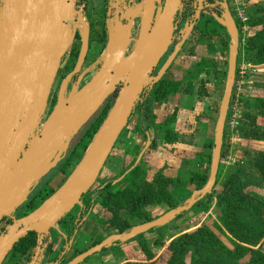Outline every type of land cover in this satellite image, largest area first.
I'll return each mask as SVG.
<instances>
[{
  "label": "water",
  "instance_id": "1",
  "mask_svg": "<svg viewBox=\"0 0 264 264\" xmlns=\"http://www.w3.org/2000/svg\"><path fill=\"white\" fill-rule=\"evenodd\" d=\"M184 1L144 0L138 35L131 48L135 20L125 6L122 20L127 23L118 20L109 33L100 68L81 89H73L68 98L59 97L54 113L44 123L54 81L69 50L67 40L71 37L73 44L78 29L77 0H0V223L4 218L12 220L0 234V264L29 233L37 234L39 245L46 237L51 242V231L75 207L83 206V197L98 181L142 94L166 75L202 18L205 0H195L194 15L181 29L180 41L164 61L176 39ZM215 18L226 29L230 46L227 81L203 196L212 193L217 183L240 49L238 25L228 6L222 18ZM82 26L83 48L72 75L82 71L88 52V27ZM115 93L118 96L106 119L65 182L36 209L19 216V209L29 202L40 182L65 159L73 139ZM198 194L195 191L185 206L127 233L112 235L67 264H82L117 241L128 242L168 225L193 207ZM41 252L38 247L30 264L40 263Z\"/></svg>",
  "mask_w": 264,
  "mask_h": 264
},
{
  "label": "rangeland",
  "instance_id": "2",
  "mask_svg": "<svg viewBox=\"0 0 264 264\" xmlns=\"http://www.w3.org/2000/svg\"><path fill=\"white\" fill-rule=\"evenodd\" d=\"M133 1L134 2L128 5V8L131 9L132 15L135 20L134 24L136 26V29L138 30L143 15L144 0ZM88 2L89 7L86 15V25H89L88 52L83 69L77 75H72V72L74 71L78 63L79 56L83 48L81 34L79 36L81 41L80 39L76 40L75 34L73 44L71 42L72 46L71 44L68 46L67 49L69 50L67 51L62 61V65L54 81L49 97V102L43 118L44 123L47 122L54 113L55 108L58 105L59 97L68 98L69 96H71L73 89H81L87 82H89V80L100 68L101 59L103 58L107 46V39L105 40V42L98 41L96 34L97 32L101 31L102 28L104 29L103 24L105 26V12L106 7H108L107 0H88ZM243 3L247 7L246 11L248 13V21L246 23V26L248 27V30L251 28L255 29L256 27L261 28V26L254 25L252 18L256 15H260V12H258V10L264 6V0H243ZM217 14V12L207 10L205 15L208 17H212L214 21L212 20L210 22H206V17L202 18L199 23V30L197 31V34H195V36H192L191 40L188 41L185 45V51L193 50L196 55H193L192 59L184 64L186 70V78H189L191 74H193L192 77L195 78V90L194 94L188 96L183 95L182 101L178 105V107H181L182 109H179V116H177L178 118L175 127V130H177L180 135L178 141L175 144L171 145L172 148L170 150H165L163 148V150L161 151V156L165 154V157L168 158V155L171 157V160H168L167 162H165L166 164L162 166L165 171H167L166 174L170 175L169 177L171 178L175 177L179 178L180 180L186 181L185 191L178 195V206H185L187 204V201L191 200L194 192L197 191L195 189V185L191 184L188 181L191 172L197 169V155H208L209 153H211L212 158L213 148L209 149L207 145L212 143L214 147L215 127L227 81L230 46L229 41L228 47H224V42L226 40L225 32L227 33V31L216 20L214 15ZM184 16L185 15L183 13V17ZM190 17L191 15H188L187 17L185 16L183 18L181 27L185 25L187 19H189ZM214 22L218 23L220 26L216 25ZM238 23L243 28V24H241L240 22ZM199 32H201V34ZM244 36L246 37V33ZM204 58H207L206 60L209 63L216 65L210 66L208 68L210 73L200 74L196 72V64ZM174 66L175 63L171 68H173ZM171 70L172 69H170V71ZM177 70H179V68L175 66L174 71ZM69 76H71V78L66 83V88L64 89L63 85L69 78ZM258 98V105H261L260 107H262L264 98L260 96H258ZM115 99V97H112L109 100V102L111 103V108L115 102ZM103 106L101 109H103ZM247 111L257 114L258 117L263 115L260 113L262 109L252 105L249 106V110ZM134 115L135 116L129 122L128 127L123 131L119 140L117 141L116 146L108 161L106 162L98 181L90 190L91 193H95L102 181L105 180H114V184H118V188H123L126 185L124 183H121L123 178L121 176L119 177V175L121 171L127 167V165L124 164V157L126 153L125 133L127 129L129 131V127L132 128L135 125H138L137 114L135 113ZM96 116H98V114H96ZM163 119H161V121ZM259 126L264 127L262 125ZM85 127L71 142L70 149L67 152L66 157L69 154L70 150L79 141ZM157 135H161L162 137V139H158L159 141L163 140V133L161 131H158ZM143 140L144 139H142V141ZM151 140L149 141V143L152 144ZM158 140L157 144H159ZM227 146L228 154L221 160L222 164L220 165L219 170L220 179L215 186L214 192L216 193V195L221 193L224 189L225 181H227L228 177L236 169H238V165L244 164L245 166L243 168H245L247 173H249V178H247V182H245L246 185L244 193L250 198L256 199L257 201L264 204V178H262V175L255 167L249 165L251 164L250 161L258 158L259 152H264V138L263 140H249L247 138H240L238 136L236 142L231 145L227 141ZM148 158L146 157L145 159L146 163H148V166L150 167L147 169V171L149 179H151L155 171H157L161 167H158L160 166L158 164L152 166L155 159L151 156V153L148 155ZM164 159L161 161V165ZM149 160L153 163L151 166L149 165ZM154 162H156V160ZM76 163V161H73L69 169L62 173L60 169L63 162H61L55 170H53L47 177H45L41 181L34 194H36L38 190H41L46 186L53 188L56 191L74 170L75 166L77 165ZM216 195L213 197L214 199H211L210 201L207 198H203L201 200L203 201V204L201 205H197V202L194 203L193 207L190 210L184 212L181 216L170 222L168 225L159 229L151 230L147 233L137 236L136 238L128 242H116L115 244H113V246L108 247L105 252H101L87 258L82 264H125L127 262L143 264H168L170 257V251L168 247L171 242L181 235L194 233L202 227L210 228L211 231L216 235L218 242L221 245L227 247L230 251L234 252L235 249L232 241L234 240V242H237V239H234L224 226L222 218L225 203L217 204L215 200ZM47 198H45L44 200H46ZM177 207L169 208L166 205L155 204L149 207V210L152 213L153 220H155L167 214L171 210L176 209ZM79 208V206L75 207L70 214L79 216L81 212ZM232 208L237 210L238 207L232 206ZM239 214L242 220L253 224L256 229H264V223L262 222V220H260L259 215L257 213L255 214L254 210L247 209L246 205H244V208L240 210ZM110 218L111 214L101 210V207H99V205L94 207L90 215L91 220L84 222V224L79 227L80 236L73 237L70 235L71 238H69V240L73 242L69 251L70 256H77L81 254V252H85L92 247H96L98 244L105 241L110 236L120 234L116 229L110 227ZM125 219H129V217H126ZM85 223L88 225H86ZM138 225H140V223H135L134 226L128 229L125 233L131 231ZM160 234L163 235L166 242L163 248L156 250L154 249L153 243ZM54 236V240L58 241L57 235L55 234ZM70 241L68 242V245ZM142 241H147L151 249L154 251V256L152 259L146 258L143 254L139 246V242ZM260 245V250L264 253V238L261 240ZM249 248L252 251L253 249H258L259 247L249 246L248 249ZM230 256L234 264H248L252 259L251 252H247L244 255L239 252H235V254ZM194 258V250H192L185 256V264H193Z\"/></svg>",
  "mask_w": 264,
  "mask_h": 264
},
{
  "label": "trees",
  "instance_id": "3",
  "mask_svg": "<svg viewBox=\"0 0 264 264\" xmlns=\"http://www.w3.org/2000/svg\"><path fill=\"white\" fill-rule=\"evenodd\" d=\"M194 2L195 0H185V3L192 5ZM214 2L215 0H205V5L207 7L209 6V8L219 14L220 12L218 10V6ZM194 12L195 10L191 7L190 10L185 13V16H192L194 15ZM258 12H260V15L253 17L252 21L255 26H261V29L253 36L248 37V41L245 46L241 45L243 38L242 27L237 22L240 34V49L237 64L243 60L254 65L264 62V6L261 7ZM204 17H206V22H210L212 20L214 21L212 17L202 14V18ZM199 23L200 21L193 30L191 37L197 34V31L199 30ZM214 23L219 25L216 22ZM199 33L201 34V32ZM225 34L226 40L224 42V47L227 48L229 45V36L226 32ZM96 35L98 41L105 42V29L102 28V30L97 32ZM206 59L204 58L197 62L196 72L200 74L210 73L208 68L213 65L215 66L216 64H211ZM192 76L193 74H191L189 78H184L182 81H176L170 78L169 73H167L159 82L152 84L151 87L144 91L142 94V100L138 103L134 112V114L136 113L138 117L139 130L142 138L144 139L143 142L148 139V135L151 131H161L163 133V140L166 144L171 145L178 141L180 135L173 126L177 120L178 112L181 107H177L172 114L166 116V118L159 123L156 122L157 118L154 115V108L167 103L172 96L177 94H181V96L194 94L196 82L195 78ZM117 96V93L111 96L106 101L103 109L98 112V116L94 117L85 127L79 141L70 150L66 159H64L60 169L62 173L69 169L73 161H76V164H78L83 158L89 144H91L98 132L99 126H101L104 122L111 109V103L109 100L112 97L117 98ZM258 104L259 101L255 100L253 106L262 109L260 113L264 116V103L262 104V107ZM247 110V102H245L243 116L236 126L235 133L240 138L263 140L264 127L257 124L258 115L250 113V111ZM134 114L132 118L135 116ZM207 147L212 149L213 144H208ZM136 148L139 151L141 150L142 145ZM156 149L157 142L153 141L148 151L152 152ZM227 154V133L225 131L221 160L225 158ZM143 158L135 166L134 161L131 165L121 171L119 175V177L121 176L123 178L121 183L126 184L123 188H118V184H114V180H105L102 181L95 193H91L89 191L82 199L83 206L79 208L82 212V214H80V218H82L85 213L89 214L94 206L99 205L103 211L111 214V218L109 219L110 227L116 229L118 233H124L128 229L132 228L135 223L143 224L153 221V216L149 207L155 204L166 205L169 208L177 207L179 205L178 195L185 191L186 181L180 180L179 178L167 177L161 170L156 172L151 179H148L147 165ZM250 162L251 164L249 165L255 167L262 175V178H264V152H259L258 158ZM210 165L211 153L208 155L198 154L196 159L197 169L191 172L188 179L191 184L195 185V189L199 192L196 197L197 205L203 204V201H201L203 198H207L210 201L211 199L213 200V197L216 195L214 190L208 195H202V190L209 178ZM132 166L134 167L132 168ZM244 166V164L238 165V169H236L228 177L227 181H225L223 191L217 194L215 198L217 204L225 203L222 219L224 226L230 235L234 239H237V242H234V240L232 241L235 251H230L227 247L221 245L218 242L216 235L210 228L202 227L194 233L181 235L171 242L168 247L170 251L168 264H185V256L192 250H194L195 255L193 264H234L230 255L235 254V252H239L243 255L247 252H251L252 259L248 264H264V253L260 250V242L264 238V229H256L253 224L242 220L239 214L240 210H242L244 205H246V208L254 210L255 214L257 213L260 220L264 223V204L256 199L250 198L244 193L246 185L245 182H247V178H249V173H247L245 168H243ZM219 179L220 173L218 172L217 183L219 182ZM54 192L55 189L47 186L38 190L36 194L29 199V202L19 209V216H23L36 209L45 198L52 195ZM232 206H237V210L233 209ZM126 217H129V219H125ZM75 219L76 216L68 214L60 222L63 229L68 232V236H72L76 230L77 224L74 222ZM165 242L166 241L164 240L163 235H158L157 239L153 243L154 249L159 250L163 248ZM44 244H46L45 251H48L49 256H51L52 244L49 241V237L45 238ZM39 246L37 234L29 233L26 237L20 239L14 246L13 250L7 257L6 263L23 264L30 257L33 250ZM139 246L146 258H153L154 251L151 249L147 241L139 242ZM249 246H258L259 248L251 251L250 248L248 249ZM105 251L106 249H103L102 252ZM74 257L76 256H70V253L66 252L64 256L55 260L54 258H51L52 261L49 263L67 264ZM125 264L143 263L127 262Z\"/></svg>",
  "mask_w": 264,
  "mask_h": 264
},
{
  "label": "crops",
  "instance_id": "4",
  "mask_svg": "<svg viewBox=\"0 0 264 264\" xmlns=\"http://www.w3.org/2000/svg\"><path fill=\"white\" fill-rule=\"evenodd\" d=\"M260 29H261L260 27H256L255 29H252V28L249 29L248 33H246V37L248 38V37L253 36ZM229 41H230V38H229ZM184 48L182 49L180 55H184V54H187V53H189L192 56L195 55V52L193 50L192 51H185ZM249 65H251L250 75H249L250 76V91L248 93L247 100L245 101V102H247V109L248 110H249V106L250 105L253 106L254 105V101L259 99L258 96L264 98V62L260 63V64H256V65H254V64H249ZM175 66H177L179 68V70L174 71ZM175 66L173 68H171L172 70L169 72V77L174 79V80H176V81L184 80V78H186V70H185L184 65L183 64H179V61L177 62V60H176ZM179 95H180V97H179ZM182 98L183 97L181 96V94H177L175 96H172L167 103H164V104L159 105L156 108H154V115L157 118L156 122L157 123L162 122L164 120L163 118H166V116L172 114L175 111V109L178 107L179 103L182 101ZM161 119H163V120L161 121ZM176 123L177 122H175V124L173 126L174 129L176 127ZM257 124L264 126V117L263 116L257 117ZM157 132L158 131H151L149 133V135H148V139L145 142H143L142 141L143 138H142L141 132L139 130V124L135 125L132 128L129 127V131L127 129V131L125 133V140H126L125 149H126V153H125V157H124V164L129 166L135 161L134 165H136V162L139 159L141 160L143 158V156L145 158L146 157L148 158V155L151 153V156L156 160V162H154L155 161L154 160L153 161L154 164H153L152 161L149 160V165L150 166L152 164H153L152 166H155L156 164L160 165L158 167H161V168H159L157 171H155V173L161 170L165 176L169 177L170 175L166 174L167 171H165V169L162 166L164 164H166L165 162H167L168 160H171V157L168 155V158H167V157L164 156L165 154H163L161 156V151L163 150V148L165 150L166 149L170 150L172 148L171 145H173V144H171V145L170 144H166L164 142V140L159 141L158 139L159 138L162 139V137H161V135H157ZM150 140H151V142H153V141L157 142V140L159 141V144H157V149L153 150L152 152L148 151L149 147H150V144H151V143H149ZM140 145H142V148H141V150L138 151L136 147H138ZM145 158H143V160L146 163V159ZM164 158H167V159H164ZM163 159H164V161H163V163L161 165V161ZM146 165H147V169L150 168L148 166V163H146ZM155 173L153 174V176L155 175ZM147 176H148V179H149L148 171H147ZM172 178H175V177H172ZM96 206H98V205H96ZM96 206H94V207H96ZM101 210H102V208H101ZM86 225H88V224H86ZM79 231H80V229L79 230H75V232H74V234L72 236L73 237L80 236L79 235ZM55 234L58 237V241L54 240V238H55L54 235ZM51 237H52V245L53 246H52V255L50 256V258H54L55 259L61 254L65 243L69 242L70 241L69 238H71V237H70V235L68 236V232L65 229H63V227H61L60 225H57L56 229L51 231ZM72 244H73V242H72ZM72 244H71V246H72ZM6 262H7V260L5 261V264H7Z\"/></svg>",
  "mask_w": 264,
  "mask_h": 264
},
{
  "label": "built area",
  "instance_id": "5",
  "mask_svg": "<svg viewBox=\"0 0 264 264\" xmlns=\"http://www.w3.org/2000/svg\"><path fill=\"white\" fill-rule=\"evenodd\" d=\"M228 2L231 4V8H230L231 10L229 9ZM217 4L220 6L222 13L214 15L215 17L222 18V14L227 5L235 21L236 22L238 21L241 24H243V28H242L243 38L241 45L245 46L246 42L248 41V38L244 36L245 33H248V27L246 26V23L248 21V17H247L248 13L246 11L247 7L243 3V0H219ZM76 19L78 26L76 33L79 32L81 34L83 24L86 27H89V25H86L87 17L83 6L76 5ZM117 21L108 22L106 27L108 35L114 28ZM131 37L133 41L130 44V48L132 47L133 43L136 40V36L133 37L131 35ZM191 59H192V55L187 53L178 56L177 62L179 61V64L184 65ZM250 69H251V65H249L244 60L241 61L239 64H237L236 76L233 86V94L231 97L228 114H227L226 126H225V131L227 133V141L230 145L235 143L238 137L235 134V129L236 126L238 125V122L242 119L245 101L247 100L248 93L250 91V76H249Z\"/></svg>",
  "mask_w": 264,
  "mask_h": 264
},
{
  "label": "flooded vegetation",
  "instance_id": "6",
  "mask_svg": "<svg viewBox=\"0 0 264 264\" xmlns=\"http://www.w3.org/2000/svg\"><path fill=\"white\" fill-rule=\"evenodd\" d=\"M102 1V0H101ZM132 2H134L133 0H107V6L108 7H106V12H105V18H106V20H105V26H104V29H105V35H106V39H108V33H107V24H108V22H112V21H117V20H120L121 22H123V23H127L126 22V20L125 19H123L122 20V17H123V15H124V12H125V6H128V5H130V3H132ZM217 2H219V0H215V4L218 6V10H219V12L220 13H222V10H221V8H220V6L217 4ZM89 2H88V0H77V2H76V5H78V6H83L84 7V9H85V13H86V15H87V10H88V4ZM194 4H195V2H194ZM194 4L192 5V4H188V3H185V1H184V10H183V13H184V15H185V13L187 12V11H189L190 10V8L191 7H193V9H194ZM228 5H229V9L231 8V4L228 2ZM207 10H210V11H213L211 8H209V7H207L206 6V8L204 9V13L203 14H206V11ZM231 10V9H230ZM215 12V11H214ZM183 13H182V15H181V17H180V23H179V26H178V29H177V31H176V39H175V41H174V44H173V46L170 48V50H169V52H168V54H167V56L164 58V61L166 60V58L169 56V54L173 51V49H174V45L176 44V43H178L179 41H180V39H181V35H180V31H181V29L184 27H181L182 26V21H183ZM219 13V14H220ZM122 15V16H121ZM193 16V15H192ZM191 16V17H192ZM190 17V18H191ZM189 18V19H190ZM189 19H187V21L189 20ZM202 19V18H201ZM186 21V22H187ZM138 31H139V29L137 30L136 29V26H135V24L133 25V29H132V36L134 37V36H136V38H137V35H138ZM193 33V32H192ZM192 35V34H191ZM80 33L79 32H77L76 33V40L78 39H80ZM190 38H191V36H190ZM190 38L188 39V41H190ZM80 41H81V39H80ZM187 41V42H188ZM187 42H186V44H187ZM185 44V45H186ZM185 45L183 46V48L185 47ZM182 48V49H183ZM182 51V50H181ZM181 53V52H180ZM180 55V54H179ZM178 55V56H179ZM178 58V57H177ZM177 58H176V60H177ZM176 60H175V62H176ZM164 61H163V63H164ZM174 62V63H175ZM162 63V64H163ZM173 63V64H174ZM172 67V66H171ZM171 67H170V69H171ZM83 69V68H82ZM170 69L168 70V72L167 73H169L170 72ZM166 73V74H167ZM64 161V160H63ZM62 161V162H63ZM41 183V182H40ZM37 190V188L35 189V191ZM35 191L33 192V194H32V196H30V198L31 197H33L35 194ZM91 211H92V209H91ZM91 211H90V213L89 214H87V213H85L84 215H83V217L82 218H80V214H82V212H80V214H79V216H76V219L74 220V222L77 224L76 225V230H79V227L81 226V225H83L84 224V222H87V221H89V220H91L90 219V215H91ZM88 215H89V217H88ZM94 215V214H93ZM8 221H10V222H8ZM11 222H12V220L11 219H9V218H4L2 221H1V223H0V234H2L3 232H5V230H6V228L9 226V224H11ZM86 224V223H85ZM58 225H60L61 227H63L60 223L58 224ZM44 241H45V239H44ZM44 241H43V244L42 245H40L39 247L41 248V250H42V252H41V255H40V258H41V261H40V263H38V264H50L49 262H51L52 261V259L50 258V256H49V252L47 251H45V249H46V244H44ZM51 244H52V241H51ZM38 248V247H37ZM37 248H35L34 250H33V252H32V254L30 255V257L27 259V261L26 262H24L23 264H30L31 262H32V260H33V258H34V256H35V254H36V249ZM70 249H71V244L69 243V245H68V242L67 243H65V245H64V247H63V250H62V252H61V254L57 257V258H60L61 256H64L65 254H66V252H69L70 251ZM57 258H55V259H57ZM54 259V260H55ZM4 264H5V262H4Z\"/></svg>",
  "mask_w": 264,
  "mask_h": 264
},
{
  "label": "bare ground",
  "instance_id": "7",
  "mask_svg": "<svg viewBox=\"0 0 264 264\" xmlns=\"http://www.w3.org/2000/svg\"><path fill=\"white\" fill-rule=\"evenodd\" d=\"M130 13L132 14V12L130 11ZM72 40L71 37L68 38L67 43H66V49L68 48V46L71 44ZM68 50V49H67Z\"/></svg>",
  "mask_w": 264,
  "mask_h": 264
}]
</instances>
